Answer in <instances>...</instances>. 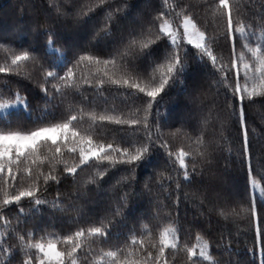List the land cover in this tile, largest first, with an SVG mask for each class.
<instances>
[{
    "label": "snow or ice",
    "instance_id": "1",
    "mask_svg": "<svg viewBox=\"0 0 264 264\" xmlns=\"http://www.w3.org/2000/svg\"><path fill=\"white\" fill-rule=\"evenodd\" d=\"M193 7L190 4L181 6L178 0L171 5L169 0H163L161 7L133 16L137 5L129 3V0H90L79 5L76 0H67V3L53 4L43 18L36 13L37 18L32 25L35 42L18 52L12 51L10 63L7 66L0 65V73L19 74L31 62L32 67L42 74L41 91L47 98L46 102L51 104L60 96L61 100L56 105L59 107L63 103L65 89L76 86L77 67L85 62L103 65V75L96 80L97 88L109 83L127 89L128 95L133 92L142 94L140 99L143 100V107L126 114L93 110L88 114L87 126L84 124L82 107L79 111L69 110L60 119L53 116L51 120L46 119L49 113L45 111L33 121L31 128H13L10 121L0 125V221L4 222L5 228V232H0V253L5 254L0 264H12L13 258L18 255L17 250L23 254L20 264H84L81 253H84L86 260L92 251L93 241H119L122 234L119 231L113 233L112 230L127 227L128 221L136 222L139 219L134 215L135 196L142 193L136 192L132 176H124L117 181L120 187H114L116 206L106 209L99 226L78 228L66 236L49 233L47 237L41 236L38 240L35 226L31 231H25L24 226L28 223L27 217L40 212L41 206L49 203L53 210L79 212L75 207L77 201L86 199L90 192L100 194L104 191L108 172L106 168L100 169L105 167V162L113 167L118 164L127 165L130 171H135L139 167L149 166L160 149L168 157L165 162L168 174L150 176L146 187L150 188L155 179L158 188L164 189V201L175 196V219L170 226L159 231L158 237L146 225L142 226L139 238L135 229H130V245L125 243L123 248H110L107 251L101 248L91 264H169V251L173 255L183 252L186 264H222L212 254L211 241L202 240L200 235L197 236L196 244L181 246V227L176 223L179 221V206L182 197L185 201L188 199L183 190L193 184L197 185L196 192L203 196L201 204L211 205L209 215L215 213L224 220L242 215L247 218L249 231L253 233V247L248 251L254 256L258 254L260 264H264V187L260 188L259 203L253 197L248 207L237 209L231 207L232 202L225 200L219 192L212 199L214 186L204 183V174L213 172V163L217 154L224 151L226 139L229 141V155L235 152L242 165L247 162L249 176L252 177L251 141L244 101L247 99L254 103V97H264V0H261L259 13V37H256L255 31L257 25L245 22L242 14L244 0H207L201 5L205 16L211 17V31L208 24L199 22L191 10ZM93 17H99L93 26V40L97 43L107 40L109 44L115 45L107 59H101L86 50L81 54L74 50L79 46L69 48L68 41L63 39L62 28L78 31L87 27ZM237 35L243 40V50L239 54ZM253 37H256L255 44L252 43ZM41 38H45L43 43ZM220 42L231 45L230 63L216 54ZM3 50L11 51L8 48ZM69 54L72 56L71 62L67 59ZM52 55H58L60 59H49ZM194 62L205 68L211 65L213 84L209 87H214L215 97L210 103H205L204 98L208 93L202 81L193 80L191 84L188 83L190 78L186 76L187 69ZM109 65L115 71L109 73ZM241 68L245 81L243 86L239 82ZM232 70L236 74L235 87L229 75ZM61 72L64 74L61 75ZM49 83L52 84L53 92L46 87ZM178 84L190 87L191 92L176 98V102L185 109V114L175 122L181 128L192 130L195 147L192 150L181 147L174 152L163 131L165 127L173 126L168 123L171 116L168 113L162 116L159 107L165 96ZM221 95L223 104L217 102ZM20 109L29 113L31 111L27 94L21 95L17 91L14 97L3 99L0 93V112L10 115L12 110ZM106 124L142 129L143 140L134 149L96 140V135ZM217 124L219 130L209 134V129H215ZM227 127H231L234 136L231 133L229 137L223 135ZM180 131L177 129L169 135L176 137ZM188 138L192 139L191 136ZM169 164L173 165L171 169ZM177 164L178 168L175 167ZM86 168H95L96 171L87 179H78L79 173ZM68 178H71L72 192L61 194L57 190L51 202L44 198L53 184L59 186L67 182ZM164 180L168 182L167 187ZM251 184L253 188L258 187L254 177ZM129 185H133L132 191L118 194ZM161 195L158 191V200ZM25 200L32 205L27 210L22 206ZM65 201H68L67 206ZM12 206L19 208L15 227L11 226L8 216L4 215ZM6 234L9 238L14 235L17 243L5 246ZM232 242L229 239L226 247L222 241L220 243L229 256L234 251L230 246ZM60 243L65 245L63 250L58 248ZM228 264H232V261L229 260Z\"/></svg>",
    "mask_w": 264,
    "mask_h": 264
},
{
    "label": "trees",
    "instance_id": "2",
    "mask_svg": "<svg viewBox=\"0 0 264 264\" xmlns=\"http://www.w3.org/2000/svg\"><path fill=\"white\" fill-rule=\"evenodd\" d=\"M90 0H76V3L85 4ZM94 2V0H93ZM177 2V0H169V4ZM181 6L194 5L191 10L196 14L197 19L201 24H208L211 31L212 20L211 17H206L204 9L201 5H204L207 0H178ZM245 8L243 9V15L245 16V22L249 24H256L255 28L256 37L260 36L259 30V13L261 11V0H244ZM55 3H67V0H0V65L7 66L10 63V56L12 51H20L27 48L28 44L34 43L32 34V25L37 18L36 13H39L40 17L48 14L51 6ZM129 3L136 4L137 10L133 12V16L137 14H144L150 12L154 7H161L163 0H129ZM254 5V6H253ZM102 15V14H101ZM99 17H93L87 27L81 28L78 31L72 29H64L63 39L68 41V47L81 52L91 51L101 59H107L110 55V50L115 47L111 45L107 40H100L97 43L93 40V26L97 23ZM130 19V18H129ZM256 37H253L252 43L255 44ZM45 38H41V43ZM59 47V45H56ZM237 53L243 50V40L237 35ZM4 48H8L11 51H4ZM216 54L222 56L225 61L230 63L231 59V45L220 42L216 49ZM251 59L250 55L248 57ZM51 60H59L58 55H52L49 57ZM68 61H72V56L69 54ZM119 62V58L117 57ZM71 66V63H69ZM99 67V71L97 70ZM104 66H96L93 64H82L76 68V86L75 88L65 89V96L63 97V103L57 107V102L61 100L60 96L56 97L51 104L46 102L47 98L41 91L42 74L36 71L31 62L27 67L22 68L19 74L16 72L0 73V93L2 98L7 99L10 96L15 95L17 91H20L21 95L27 94L30 99V113L28 111L12 110L11 114H0V125L11 122V127L16 128L18 126L31 128L33 121L38 116H41L47 111L49 115L46 119L51 120L53 116L60 119L69 110L79 111L82 107L84 110V124L87 126L89 123L88 114L93 110L97 112H124L134 111L136 108L143 107V100L140 99L142 94L132 93L128 95V90L122 87L105 83L102 88H97L96 80L98 76L103 75ZM109 73L115 71L111 65L108 66ZM211 65L207 68L199 65L198 63H191L187 69L186 76L188 83L191 84L193 80L202 81L204 83V90L208 93L204 100L205 103H210L215 97V89L210 88L213 84V77L210 75ZM64 73L61 72V75ZM119 75V72H117ZM230 79L233 87L236 84L235 70L230 73ZM243 75L240 76V84L243 86ZM50 92H53L52 84L46 85ZM63 87V85H62ZM259 90V89H258ZM191 92V88H185L182 85H177L173 90L169 92L168 96H165L161 101L159 111L163 116L165 113L170 114L171 119L168 121L171 127H165L164 133L168 137L171 148L174 152L178 151L181 147L185 150H192L195 147L194 134L191 129L181 128L179 123L175 121L180 119L182 114H185V109L181 104L176 102L177 97H183ZM146 100V98H144ZM254 103L249 102L247 99L244 101V107L247 116V123L250 132V154L252 158V177L255 178L260 188L264 187V97H254ZM83 101V103H82ZM223 104V95L220 96L217 101ZM239 108V102H237V109ZM177 129H181L180 133L176 137L169 135L172 132H176ZM255 129L253 132L252 130ZM219 125H216L215 129H209V134L213 131H218ZM187 133V135H185ZM235 135L231 127H227L223 131L225 137ZM191 136L190 140L188 137ZM144 133L142 129H137L134 126H118L114 124H106L104 128L100 129L95 139L104 143H114L122 145L124 147L133 148L138 142L142 141ZM228 143L226 139L224 141V151L217 154V158L213 163V172H205L204 183L212 184L215 191L211 194V198H215L216 192H219L225 200H230L231 207L239 209L240 207H248L251 199L255 197L257 202H260V197L252 195L249 176V165L245 162L243 165L240 163V158L235 152L230 156L228 152ZM174 160V158H173ZM168 161L167 154L163 149H160L155 157H153L149 166L139 167L135 171H130L127 165L109 166L105 162V167L100 170L107 169L108 175L105 177L104 191L100 194L93 191L90 192L86 199L76 202L75 207L79 209V212L75 210L57 211L53 210L49 205L41 206V211L35 213L32 216L27 217V225L25 231H31L33 226L36 228V239H40L41 236L47 237L49 233L57 236H66L75 232L78 228L87 229L89 226H99L101 219L106 214V209L115 208L116 194L114 193V187L119 188L117 181L124 176H132L133 184L135 185L136 192L142 193L135 196V212L134 215L138 217L136 222L128 221L127 227L113 229V233L119 231L122 235L119 241L109 239L108 242L95 240L92 242V251L85 260L84 253H81V260L84 264H91L93 257L97 256L100 249L104 251L110 248L116 247L123 248L125 243L131 244L129 238V230L135 229L138 235L141 233L142 226H147L151 229L152 234L158 237V233L164 227L170 226L175 219L176 211L173 205V200L164 201L163 192L164 189H159L155 179L153 180L150 188L146 187V182L150 176L158 177L160 173H164L165 176L168 172L165 170V162ZM154 166V167H153ZM191 167V164L189 165ZM173 165L169 164V169ZM178 168V164L175 165ZM62 168V165H61ZM47 171V168H45ZM96 171L95 168H86L83 172L79 173L78 179L84 180L92 173ZM174 174V173H173ZM70 180L62 182L59 186L53 184L50 191L44 194L49 202H51L57 193V190L61 194L66 192H72L70 187ZM163 183L167 187V180ZM132 186L129 185L127 189H122L118 194L123 195L124 191H132ZM91 187L95 188V185ZM174 188V185L172 186ZM197 185L193 184L190 187H186L183 191L187 194L188 199L185 201L182 197V202L179 206V221L176 223L181 227V246L184 244L189 246L197 243V236L200 235L202 240L211 241L212 254L216 259H219L222 264H228L231 260L232 264H260L259 255H253L248 249L253 247V233L249 231L248 220L245 216L232 217L229 220H224L215 213L209 215L210 204H201L203 196L201 193L196 192ZM162 193L160 200L157 199V192ZM68 201H65L67 206ZM167 204L168 207H164ZM22 206L25 210L32 207L29 201L22 202ZM158 208L160 209L158 211ZM19 212V208L12 206L10 211H6L4 215H7L11 221V226H16V215ZM171 212V216H169ZM106 222V221H105ZM3 221H0V232H5ZM10 231V229L8 230ZM230 233V236H229ZM223 234V235H222ZM147 233H145V236ZM229 239L231 248L234 250L232 255L225 251L220 246L222 241L223 246H228ZM6 241L5 246L11 243L15 245L17 243L15 236L11 238L6 234L4 237ZM139 249V245L136 246ZM58 248L63 250L65 245L63 243L58 244ZM13 258L12 264H20L23 259V254L19 253ZM4 253H0V259L4 258ZM169 264H186V256L183 252L173 255L169 251Z\"/></svg>",
    "mask_w": 264,
    "mask_h": 264
},
{
    "label": "rangeland",
    "instance_id": "3",
    "mask_svg": "<svg viewBox=\"0 0 264 264\" xmlns=\"http://www.w3.org/2000/svg\"><path fill=\"white\" fill-rule=\"evenodd\" d=\"M241 73H242V75H243V69H242V68H241ZM243 80H244V78H243ZM243 82L245 83V81H243ZM243 85H244V84H243ZM249 86H250V82H249ZM0 114H5V113L0 112ZM250 186H251L252 195H257V196L260 197V187H259V185H258V187L253 188V187H252V184H251V180H250Z\"/></svg>",
    "mask_w": 264,
    "mask_h": 264
}]
</instances>
